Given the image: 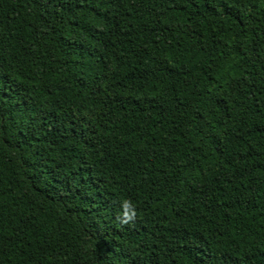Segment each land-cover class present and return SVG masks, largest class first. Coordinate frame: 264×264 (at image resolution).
<instances>
[{
    "label": "trees",
    "instance_id": "1",
    "mask_svg": "<svg viewBox=\"0 0 264 264\" xmlns=\"http://www.w3.org/2000/svg\"><path fill=\"white\" fill-rule=\"evenodd\" d=\"M0 264H264V0H0Z\"/></svg>",
    "mask_w": 264,
    "mask_h": 264
}]
</instances>
